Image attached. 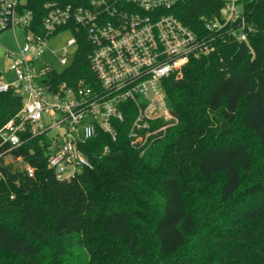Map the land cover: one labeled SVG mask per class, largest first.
<instances>
[{"label":"trees","instance_id":"obj_1","mask_svg":"<svg viewBox=\"0 0 264 264\" xmlns=\"http://www.w3.org/2000/svg\"><path fill=\"white\" fill-rule=\"evenodd\" d=\"M48 1L88 0H27L36 25ZM224 2L169 10L208 52L163 82L178 123L143 154L128 144L127 118L116 141L87 143L92 169L71 181L47 168L45 137L11 152L32 178L0 156V264H264V0H242L241 42L206 27ZM78 46L67 71L91 76L88 45ZM21 105L14 90L0 93V128ZM201 220L211 225L198 245Z\"/></svg>","mask_w":264,"mask_h":264},{"label":"built area","instance_id":"obj_2","mask_svg":"<svg viewBox=\"0 0 264 264\" xmlns=\"http://www.w3.org/2000/svg\"><path fill=\"white\" fill-rule=\"evenodd\" d=\"M176 1H48L45 15L36 25L27 0H0V33L17 28L25 32V44L16 53L6 54L12 60L15 80H0V93L14 90L22 99L19 111L0 128V146L7 145L0 156H11L27 136L45 137L49 143L47 168L57 182H67L92 169L85 153L87 143L98 133L116 141L117 126L127 118L128 144L140 154L163 137L178 123L168 106L163 82L180 74L190 57L208 52L169 13ZM219 18L207 24L209 31L224 29L237 41H246L242 0H225ZM235 23L237 28L225 29ZM63 34L67 37L56 63L40 62L49 44ZM79 39L89 48L91 76L86 73L77 78L67 69L75 59ZM22 171L29 178L34 176L28 163L23 162Z\"/></svg>","mask_w":264,"mask_h":264},{"label":"rangeland","instance_id":"obj_3","mask_svg":"<svg viewBox=\"0 0 264 264\" xmlns=\"http://www.w3.org/2000/svg\"><path fill=\"white\" fill-rule=\"evenodd\" d=\"M66 37L67 34H63L57 40L49 44L48 51H45L44 54L40 57V62L44 61L45 63H49V62L56 63V57L59 54L58 53L59 48ZM24 44H25V32L21 28H17L14 31L9 29L0 33V78L4 80L6 83H12L15 80L14 72L10 69L12 60L8 58L6 54L16 53L18 51V47L23 46ZM226 127H227L226 131L229 130L227 124ZM4 162L5 163L13 162V164L17 165L20 169H22L23 166L22 161L18 159H13L11 156H5ZM251 177L254 178V172L250 176V178ZM201 221L199 222L198 234L194 238L195 239L194 242L198 245H201L200 237L202 236V234L206 233L207 229L211 225V223H208L203 220Z\"/></svg>","mask_w":264,"mask_h":264},{"label":"water","instance_id":"obj_4","mask_svg":"<svg viewBox=\"0 0 264 264\" xmlns=\"http://www.w3.org/2000/svg\"><path fill=\"white\" fill-rule=\"evenodd\" d=\"M227 127L226 125L223 126L222 132L226 131Z\"/></svg>","mask_w":264,"mask_h":264},{"label":"crops","instance_id":"obj_5","mask_svg":"<svg viewBox=\"0 0 264 264\" xmlns=\"http://www.w3.org/2000/svg\"><path fill=\"white\" fill-rule=\"evenodd\" d=\"M0 80H2V79L0 78Z\"/></svg>","mask_w":264,"mask_h":264}]
</instances>
